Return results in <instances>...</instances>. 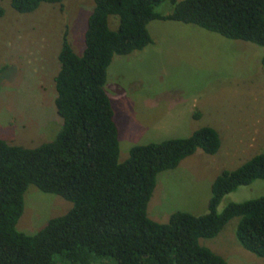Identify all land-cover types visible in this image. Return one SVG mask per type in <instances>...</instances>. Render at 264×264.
Masks as SVG:
<instances>
[{
  "label": "trees",
  "instance_id": "trees-1",
  "mask_svg": "<svg viewBox=\"0 0 264 264\" xmlns=\"http://www.w3.org/2000/svg\"><path fill=\"white\" fill-rule=\"evenodd\" d=\"M93 1L82 55L64 34L55 77L54 103L62 120L56 137L34 148L0 139V264H229L200 240L217 237L234 218L240 245L264 258V195L229 202L219 212L227 195L264 181V152L216 178L206 214L177 211L159 223L148 217L158 175L198 150L217 154L220 134L207 126L189 137L136 145L120 162L119 129L106 89L116 55L152 44L148 25L154 20L193 24L257 45L264 67V0H171L175 7L168 15L156 11L167 0ZM43 3L62 0H12L21 14ZM30 185L73 204L33 235L17 230Z\"/></svg>",
  "mask_w": 264,
  "mask_h": 264
},
{
  "label": "rangeland",
  "instance_id": "rangeland-1",
  "mask_svg": "<svg viewBox=\"0 0 264 264\" xmlns=\"http://www.w3.org/2000/svg\"><path fill=\"white\" fill-rule=\"evenodd\" d=\"M0 6V139L34 148L52 141L61 129L54 102L64 34L82 55L95 5L93 0H62L43 3L29 14L17 12L12 0H0ZM174 7L167 0L156 11L168 15ZM148 29L152 44L116 55L108 70L106 89L119 129L120 162L129 158L133 146L189 137L202 127L216 129L222 140L217 154L198 150L176 169L158 175L148 217L168 223L177 211L206 214L216 178L264 152L263 49L171 20H154ZM263 195L264 181L257 180L227 195L219 212L229 202ZM72 207L63 197L30 185L17 230L36 234ZM238 224L234 218L217 237L201 239V245L229 264H264V258L240 245Z\"/></svg>",
  "mask_w": 264,
  "mask_h": 264
},
{
  "label": "crops",
  "instance_id": "crops-1",
  "mask_svg": "<svg viewBox=\"0 0 264 264\" xmlns=\"http://www.w3.org/2000/svg\"><path fill=\"white\" fill-rule=\"evenodd\" d=\"M193 214V213H192Z\"/></svg>",
  "mask_w": 264,
  "mask_h": 264
}]
</instances>
